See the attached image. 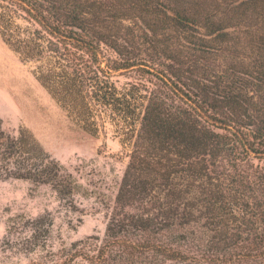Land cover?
I'll use <instances>...</instances> for the list:
<instances>
[{"label": "trees", "instance_id": "16d2710c", "mask_svg": "<svg viewBox=\"0 0 264 264\" xmlns=\"http://www.w3.org/2000/svg\"><path fill=\"white\" fill-rule=\"evenodd\" d=\"M0 3L14 10L0 14L3 41L63 68L37 77L59 103L83 114L94 101L128 123L146 93L104 237L30 264H264V0ZM19 14L31 27L22 40ZM120 72L137 87L118 91ZM70 177L0 119V180L65 199Z\"/></svg>", "mask_w": 264, "mask_h": 264}, {"label": "rangeland", "instance_id": "374dc122", "mask_svg": "<svg viewBox=\"0 0 264 264\" xmlns=\"http://www.w3.org/2000/svg\"><path fill=\"white\" fill-rule=\"evenodd\" d=\"M13 11L0 3V14ZM20 17L14 24L20 28L16 39L22 40L31 27ZM25 55L0 35V119L11 136L27 131L71 176L72 195L60 199L50 185L0 180V264L50 263L73 252L76 243L82 247L89 237H104L106 211L127 167L145 104L141 91L134 96L135 114L128 123L94 101L80 114L59 103L37 80L63 68L53 58L37 61L31 52ZM111 82L121 93L137 87L134 73L113 74ZM74 264L88 263L78 259Z\"/></svg>", "mask_w": 264, "mask_h": 264}]
</instances>
